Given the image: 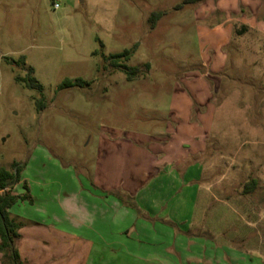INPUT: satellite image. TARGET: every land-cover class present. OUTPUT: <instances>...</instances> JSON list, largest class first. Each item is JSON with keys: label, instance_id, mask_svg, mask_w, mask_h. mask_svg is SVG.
I'll list each match as a JSON object with an SVG mask.
<instances>
[{"label": "rangeland", "instance_id": "obj_1", "mask_svg": "<svg viewBox=\"0 0 264 264\" xmlns=\"http://www.w3.org/2000/svg\"><path fill=\"white\" fill-rule=\"evenodd\" d=\"M182 1L0 0V167L23 164L14 191L28 197L9 211L20 224L16 247L24 264H37L32 258L83 264L86 256L88 264H264V179L258 192L246 195L248 167L238 162L217 168L224 181L208 190L201 185L191 207L178 213L149 214L120 191L110 192L133 210L121 220L120 247L85 249L77 243L87 229L97 236L79 203L102 197L97 175L103 138L154 137L178 123L174 86L200 70L211 43L195 13L198 3L176 8ZM154 11L163 14L152 26ZM131 47L134 53L125 63L140 66L139 76L127 80L121 70L103 67V54ZM21 55L25 66L4 60ZM29 66L43 85L42 112L35 105L41 93L15 80L26 76ZM78 77L90 83L58 89L65 78ZM251 118L258 120L254 113ZM189 184H175L167 203H181ZM226 186L228 198L221 192Z\"/></svg>", "mask_w": 264, "mask_h": 264}, {"label": "crops", "instance_id": "obj_2", "mask_svg": "<svg viewBox=\"0 0 264 264\" xmlns=\"http://www.w3.org/2000/svg\"><path fill=\"white\" fill-rule=\"evenodd\" d=\"M195 13L206 25L204 36L211 43L200 70L174 86L178 123L154 137L103 138L97 175L102 197L88 202L83 197L79 203L81 216L91 218L88 221L97 232L92 236V230L84 231L77 243L85 249L120 247L121 220L133 210L110 192L120 191L124 200L131 203L134 199L149 214L178 213L191 207L201 185L205 183L208 190L222 183L224 177L216 169L229 168L233 162L248 167L244 171L246 195L259 190L260 177L264 179L257 138L263 133L260 120L264 123V0H205L197 4ZM253 113L258 118L254 123ZM181 182L190 183L182 189L184 198L170 206L173 200L167 202L177 189L174 185ZM228 188H221L226 198ZM114 231L117 235H112ZM22 243L20 238L17 244L21 247ZM88 260L86 256L83 264ZM0 264H7L1 252Z\"/></svg>", "mask_w": 264, "mask_h": 264}, {"label": "trees", "instance_id": "obj_3", "mask_svg": "<svg viewBox=\"0 0 264 264\" xmlns=\"http://www.w3.org/2000/svg\"><path fill=\"white\" fill-rule=\"evenodd\" d=\"M205 0H183L177 5L176 8H181L186 4L199 3ZM162 11H154L149 20L152 23V26H155V23L158 18L162 16ZM101 46L103 47V42L99 39ZM134 47L126 48L122 51L111 53L109 55H104V68L108 66L115 67L121 70L125 75L127 80H133L141 73V67L138 65L129 66L125 62L130 59L134 53ZM98 52L95 51L94 54ZM5 62L10 65H22L26 64V56L21 55L18 59L11 57H4ZM148 67L149 64L147 63ZM101 68V66H99ZM34 68L32 66L28 67V73L26 76L16 75L15 80L21 83L26 88L37 89L41 93V97L35 99V105L37 112H42L47 108V102L42 95L43 85L37 80L33 75ZM89 81L84 80L83 78H65L58 89H64L69 87H83L86 84H89ZM23 168V164H20L17 161L12 162L10 167H0V252L2 253V261L7 264H24L21 260L19 251L16 247V240L19 238L20 233V224L17 220L11 216L9 211L10 207L13 206L17 201L28 197V195H20L16 193L13 188L20 179V172ZM247 192V190H246Z\"/></svg>", "mask_w": 264, "mask_h": 264}, {"label": "built area", "instance_id": "obj_4", "mask_svg": "<svg viewBox=\"0 0 264 264\" xmlns=\"http://www.w3.org/2000/svg\"><path fill=\"white\" fill-rule=\"evenodd\" d=\"M59 6V4L58 3H54V7H58Z\"/></svg>", "mask_w": 264, "mask_h": 264}]
</instances>
